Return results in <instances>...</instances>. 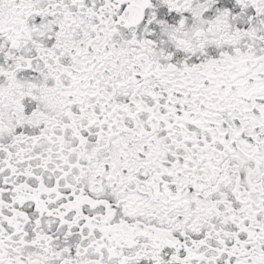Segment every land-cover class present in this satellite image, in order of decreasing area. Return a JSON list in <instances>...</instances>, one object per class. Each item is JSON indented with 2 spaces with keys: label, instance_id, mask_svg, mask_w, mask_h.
Returning <instances> with one entry per match:
<instances>
[{
  "label": "snow or ice",
  "instance_id": "obj_1",
  "mask_svg": "<svg viewBox=\"0 0 264 264\" xmlns=\"http://www.w3.org/2000/svg\"><path fill=\"white\" fill-rule=\"evenodd\" d=\"M0 264H264V0H0Z\"/></svg>",
  "mask_w": 264,
  "mask_h": 264
}]
</instances>
